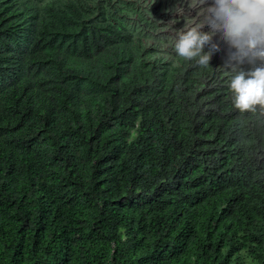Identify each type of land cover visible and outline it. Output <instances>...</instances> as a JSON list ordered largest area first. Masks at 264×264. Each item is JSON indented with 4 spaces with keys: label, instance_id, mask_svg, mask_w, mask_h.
<instances>
[{
    "label": "trees",
    "instance_id": "16d2710c",
    "mask_svg": "<svg viewBox=\"0 0 264 264\" xmlns=\"http://www.w3.org/2000/svg\"><path fill=\"white\" fill-rule=\"evenodd\" d=\"M120 1L0 0V264H264V127Z\"/></svg>",
    "mask_w": 264,
    "mask_h": 264
},
{
    "label": "clouds",
    "instance_id": "9594fccd",
    "mask_svg": "<svg viewBox=\"0 0 264 264\" xmlns=\"http://www.w3.org/2000/svg\"><path fill=\"white\" fill-rule=\"evenodd\" d=\"M167 11L171 22L148 30L147 46L201 74L224 73L240 126L264 127V0H173ZM243 143L257 140L250 135Z\"/></svg>",
    "mask_w": 264,
    "mask_h": 264
},
{
    "label": "rangeland",
    "instance_id": "374dc122",
    "mask_svg": "<svg viewBox=\"0 0 264 264\" xmlns=\"http://www.w3.org/2000/svg\"><path fill=\"white\" fill-rule=\"evenodd\" d=\"M120 2H124V4L129 5V3H133L131 8H146L149 9V13L151 16L156 17L159 20V26H166V24L170 23L169 21L170 14L167 9L171 6V2L168 0H122ZM138 14L137 11L132 13V17ZM179 26V25H176Z\"/></svg>",
    "mask_w": 264,
    "mask_h": 264
},
{
    "label": "bare ground",
    "instance_id": "6f19581e",
    "mask_svg": "<svg viewBox=\"0 0 264 264\" xmlns=\"http://www.w3.org/2000/svg\"><path fill=\"white\" fill-rule=\"evenodd\" d=\"M29 28V27H28Z\"/></svg>",
    "mask_w": 264,
    "mask_h": 264
}]
</instances>
